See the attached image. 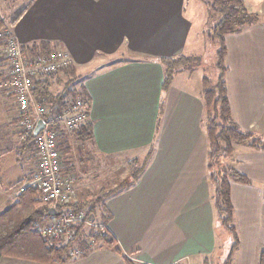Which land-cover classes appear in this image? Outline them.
<instances>
[{"label":"crops","instance_id":"obj_1","mask_svg":"<svg viewBox=\"0 0 264 264\" xmlns=\"http://www.w3.org/2000/svg\"><path fill=\"white\" fill-rule=\"evenodd\" d=\"M13 1L6 29L22 48L44 43L53 51L66 50L72 76H79L95 59L114 61L78 80L77 90L87 98L86 120L91 131L83 154L104 163L121 159L130 167L152 148L138 179L105 199L96 224L103 225L122 254L135 264H220L225 259V248L218 240L223 227L211 200L202 101V78L209 76L203 71L205 54L192 51L201 41L200 35L212 42L206 31V5L201 0ZM243 1L249 12H264L261 6L254 9L264 0ZM259 35L250 27L225 37V82L232 120L241 130L264 139V67L261 63L260 67H247L241 78L232 75L234 61L254 65V55H264V46L254 48L253 39ZM187 49L188 56L200 57L199 64L179 71L163 92L161 60L184 55L181 52ZM201 66L202 76L197 78ZM9 80L7 60L0 55V106L10 126L11 143L17 148L20 142L12 120L18 112ZM8 109L12 113L4 112ZM233 148V154L222 163L236 168L250 182L230 183L239 236L232 264H255L257 251L264 244V150L244 144ZM19 150L14 164L0 165V213L17 199L20 186L13 185L37 168L28 154L23 160L26 151ZM70 153L73 156L71 148ZM70 160L75 170L73 158ZM0 264L125 262L100 245L64 263L2 257Z\"/></svg>","mask_w":264,"mask_h":264},{"label":"trees","instance_id":"obj_2","mask_svg":"<svg viewBox=\"0 0 264 264\" xmlns=\"http://www.w3.org/2000/svg\"><path fill=\"white\" fill-rule=\"evenodd\" d=\"M201 1L207 8V37L212 42H217L219 47L215 58V66L218 71L216 79L213 80L206 76L202 78V101L205 109V132L208 146L207 170L209 181L213 186L211 200L217 219L232 239L227 256L220 264H232L233 255L239 247V236L234 223V208L230 198V183L247 184L250 180L231 165H223L220 168H216V165L219 164L221 159L230 157L233 154L234 144H244L254 149H263L264 139L258 137L253 132L241 130L231 118L225 82L227 72L225 65V37L240 31L243 27L251 25L255 19V15L247 10L243 0ZM215 17L218 18L215 19ZM6 27L7 23L0 12V34L9 33ZM0 45L2 44L0 43ZM22 50L27 56H33L38 53L49 55L55 52L44 43L39 45L34 44L29 49L22 48ZM199 62L200 57L192 55H180L175 58L162 59L163 80L161 90L166 92L169 89L174 76L179 71L197 66ZM71 71L72 69L69 65L68 68L59 72H55L49 76H38L33 80L32 94L43 100L45 106L44 119L52 117L56 110L64 108L66 102L71 98L77 95L85 97L82 90L78 92V90L74 89V85L80 77L72 76ZM60 76L67 77V81L60 83ZM58 83L63 84V87L55 94L53 87ZM161 111L162 107L160 108V114ZM17 114L18 116L12 120V125L14 124V135L20 142L18 149L26 151L29 159H35L34 162L37 170L35 137L31 132L26 138H19L22 133L20 125L22 116L19 112ZM56 128L58 129V126ZM74 136L77 138L81 150H83L84 142L90 140L91 136L90 125L87 120L81 130L75 133ZM58 141L62 152V170L68 174L74 170L72 161L70 160L72 157L70 147L60 133L58 134ZM8 152L9 150H6L4 153ZM151 153L152 148L148 150L140 162H133L130 165L128 179L123 180L113 190L94 198L92 197L94 194L89 195L91 196L90 198H86V196L80 197L75 202L57 208L59 211L62 209H72L76 212H84V218L81 222L73 226L74 237L71 240L65 241L61 238H54L48 241L42 238L34 230V224L36 222L45 224L56 218V216L51 217L48 215L49 208L42 204L38 189L28 186L23 191L19 190L16 201L0 213V258H16L37 263H64L70 259L68 255L72 247H83L88 243L101 242L102 245L122 256L125 264H135L122 254L113 237L105 232L103 225L96 224L89 226L88 231H86L87 225L85 222L93 218L96 211L102 208L101 206L104 205L107 197L138 179L144 171ZM36 170L16 182L13 186L19 187L25 184ZM255 264H264V247L262 246L257 251Z\"/></svg>","mask_w":264,"mask_h":264},{"label":"built area","instance_id":"obj_3","mask_svg":"<svg viewBox=\"0 0 264 264\" xmlns=\"http://www.w3.org/2000/svg\"><path fill=\"white\" fill-rule=\"evenodd\" d=\"M0 43L4 48L3 55L9 65L10 80L8 87L14 94L16 107L22 116L20 139L26 138L35 127L38 120L44 121L43 128L35 136L36 158L38 169L30 176L20 191L31 186L40 192L42 204L48 208L57 209L59 206L75 202L74 185L76 175L66 174L62 170V152L58 134L60 131L77 133L81 130L87 118V98L77 95L66 102L61 110H56L50 118L44 119L45 106L43 100L32 94L33 80L38 76H49L68 68L71 64L69 53L60 49L49 55L40 53L27 56L23 53L22 45L12 33L0 34ZM58 126V129L56 128ZM59 215L51 221L42 224L36 222L34 230L46 239L61 238L71 240L74 237L73 226L84 218V212L72 209H62ZM92 218L86 225L93 226ZM91 243L83 247L74 246L69 251L70 259L80 258L86 254Z\"/></svg>","mask_w":264,"mask_h":264},{"label":"rangeland","instance_id":"obj_4","mask_svg":"<svg viewBox=\"0 0 264 264\" xmlns=\"http://www.w3.org/2000/svg\"><path fill=\"white\" fill-rule=\"evenodd\" d=\"M195 1V0H193ZM260 1V0H259ZM14 1L13 0H0V12L2 14V16L5 18L6 23L8 24V21L6 19H9L8 17L11 16L12 14V3ZM254 3H256V0H254ZM200 6L202 7V10L204 11L205 8L203 6V4L200 2ZM261 5L256 3V6L254 9H258L259 6H261V9H264V1L260 2ZM255 15V19L253 20V22L251 23V25L243 27L240 31L233 33L231 35H236L239 34L241 32H243L244 30L250 28V27H255L256 32H259V36H261L260 38L258 37H254L253 39V44H254V48L257 47L258 49H262L264 46V12L262 13H258V12H251ZM218 17H215V19ZM11 22V21H10ZM10 32V31H9ZM11 33V32H10ZM230 35V34H229ZM255 35V34H254ZM201 41L198 40V42L196 43L195 48L192 50L193 52H201L204 55L202 61H203V65L206 66V68H204L203 71H205V75H208L211 78H215L217 76V69L215 66V58H216V51L218 50V44L216 43H212V42H206V40H204V37L200 35ZM260 46V47H259ZM4 52V48L2 45H0V55L2 57V60L5 58L3 55ZM181 54L184 55H188L190 54V50H183L181 52ZM231 55L232 57H230L231 59L235 58V56H233V53L231 51ZM6 59V58H5ZM241 62L243 61L242 59H240ZM114 61L111 60H98L95 59L93 60L90 64H88L86 66V68H84L82 70V72H80V75L78 77H80V82L83 81L86 77H88L89 75L94 74L95 72L99 71V69L103 66H106L107 64H112ZM260 63L263 65L264 67V55H262V57H257V54L254 55V65H247L246 62L244 64H237L235 61L232 63V68H233V72L232 75L235 74V78H241L243 77L245 71L247 70L246 68H255L257 65H259L260 67ZM241 66V67H239ZM239 67V68H238ZM242 68V69H241ZM202 72V66L200 67V71L196 72V77H200L202 76L200 73ZM73 75V74H72ZM77 75V74H76ZM75 75V76H76ZM61 80L60 83H65L67 81V77H63L60 76ZM79 81L75 83L74 85V89L77 90L79 87ZM63 87V84H56L53 88V92L56 94L57 92H59ZM7 111V114L12 113L11 109L5 110L4 112ZM7 118L6 116H4L3 114V109L0 106V165L3 166L4 164L7 165H11V161L13 162V164L15 163V159L16 157L18 158V156H20L21 152L18 149V147L16 148L14 146L13 143H11V138L10 135L8 134L9 131V124L7 123ZM13 130V129H12ZM15 133V130H14ZM61 136L63 137V139L66 141L67 144H71L72 147L71 148V152H72V158L74 161V165H75V170H73L72 172H69L68 174H75L76 175V180H75V185H74V199L75 201H77L80 197H84L86 196V198H90L91 194H94V197L100 196L105 192H109L111 190H113L117 185L121 184V180L129 173L130 171V167L128 166V162H124L121 159L120 160H107L105 163L103 162L102 159H100L99 161H97V159L95 158H89V156H86L83 154V150H81V147L79 146L80 144L75 142V136L74 133L72 132H66V131H60ZM73 148V149H72ZM6 150H9L8 153H4ZM264 150V148H263ZM27 153L22 154V159L25 160V155ZM32 157V156H31ZM142 158H140L141 160ZM22 160V161H23ZM35 159H31L30 162L34 161ZM224 162L223 159L220 160L219 164L216 165V168H220V166L223 165H228L227 163H222ZM37 163V160H36ZM35 164V163H34ZM33 163H29L30 167L34 166ZM13 167V166H12ZM35 168V167H34ZM23 174H21V176L19 178L22 177ZM128 179V175L123 179L126 180ZM102 208L99 209L98 211H96V213L94 214V217L92 218V224L93 226L96 224V222L99 221L101 212L103 211V206H101ZM89 229V225H87L86 227V231H88ZM219 242L223 245V247L225 248V250L223 251V255L224 257L227 256L228 250L230 248L232 239L231 236L229 235V233L223 229L222 234L218 237ZM100 245H102L101 242H97V243H93L91 244L90 248L92 247V249L98 248ZM259 245V244H258ZM262 247H264V244L261 245ZM89 248V249H90ZM88 249V250H89ZM209 264H214V262H211Z\"/></svg>","mask_w":264,"mask_h":264},{"label":"water","instance_id":"obj_5","mask_svg":"<svg viewBox=\"0 0 264 264\" xmlns=\"http://www.w3.org/2000/svg\"><path fill=\"white\" fill-rule=\"evenodd\" d=\"M43 126H44V121L41 119L38 120L35 124L32 135L35 137L38 134V132L43 128ZM48 215L51 217H55V216L59 215V212L55 209L49 208L48 209Z\"/></svg>","mask_w":264,"mask_h":264}]
</instances>
